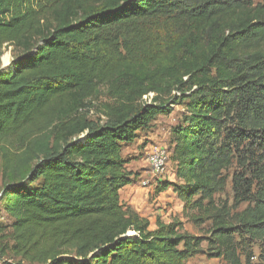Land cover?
I'll return each instance as SVG.
<instances>
[{"label": "trees", "instance_id": "16d2710c", "mask_svg": "<svg viewBox=\"0 0 264 264\" xmlns=\"http://www.w3.org/2000/svg\"><path fill=\"white\" fill-rule=\"evenodd\" d=\"M6 44L16 51L7 70ZM102 88L104 122L82 112ZM175 105L185 108L171 134L178 181L158 190L174 187L187 217L210 222L204 235L177 221L151 228L121 199L136 181L124 148ZM0 156V206L12 219L10 233L0 221L2 253L186 264L207 242L212 258L254 264L249 247L264 246V3L0 0ZM230 178L232 202L217 197Z\"/></svg>", "mask_w": 264, "mask_h": 264}, {"label": "rangeland", "instance_id": "374dc122", "mask_svg": "<svg viewBox=\"0 0 264 264\" xmlns=\"http://www.w3.org/2000/svg\"><path fill=\"white\" fill-rule=\"evenodd\" d=\"M255 3H264V0H253ZM14 45L6 44L3 47V53L1 56V66L4 69H8L14 57ZM7 56L8 62L3 61V57ZM110 99L106 95V91L102 88L98 96L91 98L86 107L82 110L83 114L91 120L104 122L106 116L103 112V104L109 102ZM185 111V108L181 105L173 106V111L168 115H159L153 122L149 130L140 132L139 138L136 142L123 150V155L128 161L127 167L135 174L136 181L133 184L127 185L122 189L121 199L125 205H131L137 209H143L144 211L151 206L153 223L157 224L158 219L170 222L177 221L181 223L183 231L194 235H204L206 229L210 226V222L195 223L184 212V202L175 191L174 187H169L167 190L160 192L158 185H161L164 181L176 183L178 178L175 173V164L171 156V134L172 128L180 120ZM151 144H159L166 148L170 161L168 163L167 171L162 175H154L151 172L149 163L147 162V152ZM148 149V150H147ZM232 173V170L229 171ZM2 173V159L0 156V190L3 183ZM222 199L228 198L232 202L233 191L231 178L228 180L227 190L225 193L218 195ZM243 204L240 208L245 207ZM163 211V212H160ZM0 221L5 227V231L10 233L12 231V219L4 212L0 206ZM8 237L5 239L7 240ZM9 246L13 242L7 240ZM204 252H201L191 257L186 264H225L221 259L210 257L205 249L207 242L202 244ZM249 248H252L254 253V264H264V246L263 250L259 244H251ZM0 264H35L30 263L21 257L13 255L7 251L5 253L0 252Z\"/></svg>", "mask_w": 264, "mask_h": 264}, {"label": "built area", "instance_id": "2783aa9c", "mask_svg": "<svg viewBox=\"0 0 264 264\" xmlns=\"http://www.w3.org/2000/svg\"><path fill=\"white\" fill-rule=\"evenodd\" d=\"M153 95V93H149L145 96V99L150 102ZM147 162L154 175L164 174L169 163L168 151L159 144H152L147 152Z\"/></svg>", "mask_w": 264, "mask_h": 264}, {"label": "crops", "instance_id": "0c3cea01", "mask_svg": "<svg viewBox=\"0 0 264 264\" xmlns=\"http://www.w3.org/2000/svg\"><path fill=\"white\" fill-rule=\"evenodd\" d=\"M149 206V205H148ZM148 206L146 207L147 209L144 211L143 209H137L135 207H133L137 212H139L142 216H145V217H148L151 221V228H155L156 227V224L153 223V218L152 215H154V213H152V209H151V206L148 208ZM160 212H163V211H160ZM148 213H151L152 215H147Z\"/></svg>", "mask_w": 264, "mask_h": 264}, {"label": "bare ground", "instance_id": "6f19581e", "mask_svg": "<svg viewBox=\"0 0 264 264\" xmlns=\"http://www.w3.org/2000/svg\"><path fill=\"white\" fill-rule=\"evenodd\" d=\"M8 59H9V58H8L7 56H4V57H3V61H4L5 63L8 62Z\"/></svg>", "mask_w": 264, "mask_h": 264}, {"label": "water", "instance_id": "95a60500", "mask_svg": "<svg viewBox=\"0 0 264 264\" xmlns=\"http://www.w3.org/2000/svg\"><path fill=\"white\" fill-rule=\"evenodd\" d=\"M129 234H131V233H129Z\"/></svg>", "mask_w": 264, "mask_h": 264}]
</instances>
